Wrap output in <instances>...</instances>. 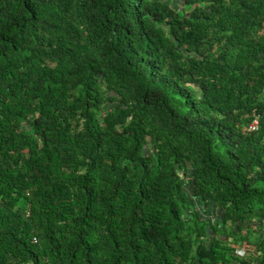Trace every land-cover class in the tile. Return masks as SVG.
Instances as JSON below:
<instances>
[{"label":"trees","instance_id":"obj_1","mask_svg":"<svg viewBox=\"0 0 264 264\" xmlns=\"http://www.w3.org/2000/svg\"><path fill=\"white\" fill-rule=\"evenodd\" d=\"M0 264H264V0H0Z\"/></svg>","mask_w":264,"mask_h":264},{"label":"built area","instance_id":"obj_2","mask_svg":"<svg viewBox=\"0 0 264 264\" xmlns=\"http://www.w3.org/2000/svg\"><path fill=\"white\" fill-rule=\"evenodd\" d=\"M257 126V120L254 118L251 122L248 123L247 128L250 130L255 129Z\"/></svg>","mask_w":264,"mask_h":264}]
</instances>
